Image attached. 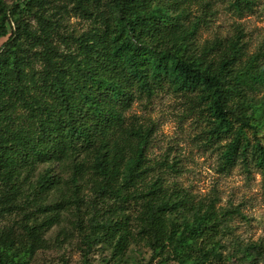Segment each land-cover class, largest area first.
Wrapping results in <instances>:
<instances>
[{
    "label": "trees",
    "instance_id": "trees-1",
    "mask_svg": "<svg viewBox=\"0 0 264 264\" xmlns=\"http://www.w3.org/2000/svg\"><path fill=\"white\" fill-rule=\"evenodd\" d=\"M87 1L74 9L91 26L73 36L60 32L58 20L34 14L36 31L20 17L42 0L12 7L0 0V264H29L47 247L44 235L60 222V210L83 203L99 233L86 237L108 243L113 257L141 240L157 263L213 264L226 212L217 213L213 201L194 204L150 176L153 127L128 112L162 91L184 98L187 111L205 121V143L219 150L223 169L252 165L264 180V53L241 63V38L198 51L200 20H190L189 10L197 0ZM229 1L237 11L253 4ZM41 165L48 167L38 172ZM55 165L69 171L67 180ZM13 215H20L16 233L1 225Z\"/></svg>",
    "mask_w": 264,
    "mask_h": 264
},
{
    "label": "rangeland",
    "instance_id": "rangeland-1",
    "mask_svg": "<svg viewBox=\"0 0 264 264\" xmlns=\"http://www.w3.org/2000/svg\"><path fill=\"white\" fill-rule=\"evenodd\" d=\"M3 1L8 7L16 3L24 6L26 2ZM42 1L44 3L40 8L33 5L31 13L20 15L31 29L38 31L35 15L58 20L60 32L73 36L86 32L91 26L90 21L83 20L74 9L77 0ZM87 2L93 5L98 1ZM189 10L190 20H200L194 41L198 51L216 40L241 38V63L253 54L264 53V0H253L250 9L241 11L235 10L229 0H197ZM18 17L16 14L11 17V28H16ZM54 38L60 50H66L65 45ZM260 60L264 61V57L261 56ZM263 95L264 89L259 96ZM128 114L153 127L146 151L148 165L152 168L150 176L163 178L169 190H180L194 204L213 201L217 213L226 212L221 233L216 238L221 258L213 264H264V180L261 172L252 165L246 171L241 164L223 169L219 150L205 143V121L187 111L184 98L162 91L150 102L136 101ZM261 136L264 144V132ZM47 167L39 166L38 172ZM52 169L64 180L69 178V171L62 166L55 165ZM82 194L86 201L94 200V194L88 188ZM55 201V198H49L48 202ZM85 204L72 205L67 211L60 210V222L44 235L47 247L37 250L29 264H161L157 263L160 257L151 258L152 253L141 240L131 243L120 257H113V249L104 241L93 244L94 239L86 237L87 234L95 236L99 233L93 234L88 225V218L93 212ZM97 205L104 209L114 206ZM136 212L135 207L126 211L132 220L130 227L135 226V232ZM19 220L20 215L6 216L1 225L12 227L16 233L19 231ZM162 264L178 263L169 259Z\"/></svg>",
    "mask_w": 264,
    "mask_h": 264
}]
</instances>
